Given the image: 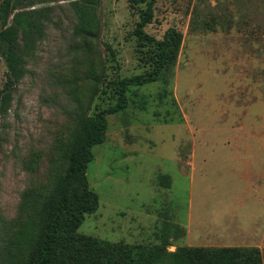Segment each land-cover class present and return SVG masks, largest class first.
Masks as SVG:
<instances>
[{
  "label": "rangeland",
  "instance_id": "374dc122",
  "mask_svg": "<svg viewBox=\"0 0 264 264\" xmlns=\"http://www.w3.org/2000/svg\"><path fill=\"white\" fill-rule=\"evenodd\" d=\"M72 1L16 6L34 9L42 26L19 33L25 73L0 117V264H25L35 249L43 200L65 171L79 119L114 105L121 79L154 69L155 43L136 32L145 3ZM143 30L157 40L177 33V53L155 80L128 85L125 107L105 116L86 169L98 208L76 232L153 251L262 249L264 0H155ZM5 78L0 55V90ZM68 199L86 202L79 182ZM188 211L193 224H210L208 236L187 235Z\"/></svg>",
  "mask_w": 264,
  "mask_h": 264
},
{
  "label": "trees",
  "instance_id": "16d2710c",
  "mask_svg": "<svg viewBox=\"0 0 264 264\" xmlns=\"http://www.w3.org/2000/svg\"><path fill=\"white\" fill-rule=\"evenodd\" d=\"M128 1L132 4H146L136 25V32L140 38L155 43L157 57L154 69L144 75L121 79L114 105L94 116H82L77 122L70 144L63 152L65 171L52 192L43 200L37 245L25 264H161L164 255L169 257L171 264H264V247H180L172 252H164L160 248L154 251L141 246L130 248L76 232L84 215L98 208V196L88 187L86 169L93 158L91 147L105 140V116L125 107L128 85L155 80L164 66L170 60L174 61L179 46V37L175 32L161 40L144 32L143 27L152 19L155 0ZM22 2L23 0H3L0 4V55L6 67L5 82L0 90V117L8 110L12 90L25 73L24 57L27 51L20 43L19 33L25 39L27 31L29 35H35L42 26L31 19L30 14L34 9L16 7L17 4L22 5ZM72 2L77 4L76 0ZM13 10L17 11L12 12ZM10 15L11 22L7 24ZM74 181L81 185L85 203L70 204L68 187Z\"/></svg>",
  "mask_w": 264,
  "mask_h": 264
},
{
  "label": "crops",
  "instance_id": "0c3cea01",
  "mask_svg": "<svg viewBox=\"0 0 264 264\" xmlns=\"http://www.w3.org/2000/svg\"><path fill=\"white\" fill-rule=\"evenodd\" d=\"M192 202V200H191ZM192 208V204L190 203L189 205V210ZM198 219H196V224H193V219H192V212H189L187 213V217H186V220H185V223L182 224L184 226V228L186 229V233L187 235H189L190 231L192 230V228L194 230H198L199 234H203L205 236H208V233H207V229H210V224L206 223L205 221L201 220L199 217H197ZM248 231L251 230V228L249 227L247 229ZM258 229H256L255 227V233L257 232ZM248 236H251L249 235V232H248ZM243 237V236H242Z\"/></svg>",
  "mask_w": 264,
  "mask_h": 264
}]
</instances>
